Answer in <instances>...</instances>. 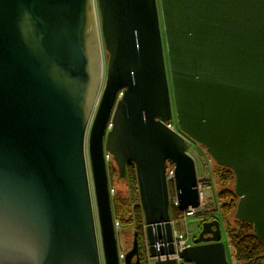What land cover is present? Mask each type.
<instances>
[{
  "label": "water",
  "instance_id": "95a60500",
  "mask_svg": "<svg viewBox=\"0 0 264 264\" xmlns=\"http://www.w3.org/2000/svg\"><path fill=\"white\" fill-rule=\"evenodd\" d=\"M157 3L96 0L106 54L87 153L103 264H139L136 230L119 258L106 155L119 177L134 166L153 264H228L217 218L169 257L165 170L178 208L197 207L184 138L203 147L232 171L233 215L264 245V0ZM89 7L0 0V264H99L83 136L103 65Z\"/></svg>",
  "mask_w": 264,
  "mask_h": 264
},
{
  "label": "rangeland",
  "instance_id": "374dc122",
  "mask_svg": "<svg viewBox=\"0 0 264 264\" xmlns=\"http://www.w3.org/2000/svg\"><path fill=\"white\" fill-rule=\"evenodd\" d=\"M89 2H90L89 10L93 12L94 31H95V36L97 39L98 51L100 54V62L103 65V72H102L103 75L101 76L98 82V86H97L98 91L96 90V92L94 93L91 99L89 112H88L89 115L87 117L88 118L87 127L85 129L84 136H83V154H84V160H85V166H86V176H87V185H88L91 214H92L94 232L96 236V247H97V251L99 255V264H103L100 235H99V225H98L96 205H95V199H94V193H93V185H92L91 174H90V167H89V162H88L87 134H88L89 125L94 115V111L96 109L99 96L101 94L102 87H103L104 63H105L106 52L103 48L101 35H100L99 18H98V13H97V8H96V0H89ZM156 3H157V0H156ZM159 27H160V33L163 35V26H162L161 19L159 21ZM168 82L170 85L169 80ZM187 151L188 152L190 151L189 153L194 159L197 179L198 180L204 179V181L209 182V185L203 188V191H204L203 205L206 208H209V211H208L207 216H202L200 214L192 215V216L187 217L185 221H177L174 223L173 227L177 230L184 232L188 238V243H190L192 242V239L196 236L197 232L199 231L201 222L203 221L204 217H209L208 219H210V217L217 218L220 224L219 225L220 234H221L220 241L224 244L226 260L228 264H237L236 260H234L233 258V249L229 243L230 240L227 236L226 229H225V226L227 225V222H228L227 220L229 219V225L233 227H234V220H232L230 214L225 215L224 219H222L220 215L221 206L224 203L228 202L229 199L222 200L220 198L218 199L217 197V193L225 186L223 185V181L220 178V176L223 173V170H221V168H219L215 164V162L205 152L204 148L201 147L199 144H197L195 141H191L189 147L187 148ZM106 164H107L109 187L113 189V191L111 192V199L114 195H116L120 197L121 199L125 200L128 195V188L126 185L125 178L123 179V177H120V178L118 177L117 166L115 165L113 160H111V156L108 158ZM225 184L226 186H230V182H227ZM168 193L170 195L173 194L172 186L169 188ZM129 210H130V205L127 206L125 210L121 211L118 216L123 218L124 220L128 219L129 214H130ZM143 230H144V225H143ZM132 233H133V225L129 223L122 224V226L117 224L115 226V236H116L117 246H118L119 251L124 253L131 247ZM146 252H147L146 256H147L148 264H153L154 259L148 256L147 245H146ZM180 264H182V262H180Z\"/></svg>",
  "mask_w": 264,
  "mask_h": 264
},
{
  "label": "trees",
  "instance_id": "16d2710c",
  "mask_svg": "<svg viewBox=\"0 0 264 264\" xmlns=\"http://www.w3.org/2000/svg\"><path fill=\"white\" fill-rule=\"evenodd\" d=\"M217 166L221 168V170H223L222 175L219 176L223 181V185H225L217 193V197L218 199L220 198L222 200L229 199L228 202L224 203L221 206L220 215L222 219H224L225 215L230 214L232 220H234V227L229 225L228 218L227 225L225 226L227 236L230 240L229 243L233 249V258L234 260H236L237 264H264V245L255 237L252 230V224L249 221H239L233 215L236 207L237 197L233 192L232 171L229 168H225L219 165ZM124 178L126 180V185L128 188V195L125 200L116 195L112 197V214L119 225L122 226V224L126 223L133 225V231H137L139 264H148L146 256L147 244L143 230V213L140 206L136 174L132 162L126 163L125 176L123 177V179ZM227 182H230V186H226L225 183ZM129 205V218L124 220L118 215ZM175 213V210H170V215H173ZM208 218L209 217H205L203 218V220H208Z\"/></svg>",
  "mask_w": 264,
  "mask_h": 264
},
{
  "label": "built area",
  "instance_id": "2783aa9c",
  "mask_svg": "<svg viewBox=\"0 0 264 264\" xmlns=\"http://www.w3.org/2000/svg\"><path fill=\"white\" fill-rule=\"evenodd\" d=\"M122 95V90H119L117 93V98H119ZM165 125L175 131L179 132L177 130V127L175 125V122L173 120H169L165 122ZM111 127V122H108L107 124V129ZM187 144V148L189 147L191 141L187 137L184 138ZM188 152V151H187ZM190 152V151H189ZM188 152V153H189ZM190 154V153H189ZM107 159L109 158L108 155H106ZM165 178H166V185H167V190L172 186L173 187V194L168 193V200H169V216H170V224H171V230H172V244L174 248V254L169 255V257H176L177 253L181 251L184 247L188 246V238L186 234L180 230H177L173 227L174 223L177 221H185L187 217L192 216V215H202V216H207L209 208H206L203 205V200H204V191L203 188L205 186H208V182L204 181V179H197V188H198V195H199V205L195 208L188 207L184 210H181L178 208V201L176 197V192H175V187H174V167L173 165H167L166 170H165ZM113 189H111V192ZM170 210L171 211H176L175 214L170 215ZM205 218V217H204ZM115 224L117 225L118 222L115 221ZM123 252L119 251V258H122ZM181 261H178V264H180ZM182 264H192L190 262H182Z\"/></svg>",
  "mask_w": 264,
  "mask_h": 264
},
{
  "label": "flooded vegetation",
  "instance_id": "af4514ba",
  "mask_svg": "<svg viewBox=\"0 0 264 264\" xmlns=\"http://www.w3.org/2000/svg\"><path fill=\"white\" fill-rule=\"evenodd\" d=\"M105 64V63H104ZM213 218V217H212ZM210 219H211V217H210ZM145 235V234H144ZM189 244H192V242H190Z\"/></svg>",
  "mask_w": 264,
  "mask_h": 264
},
{
  "label": "crops",
  "instance_id": "0c3cea01",
  "mask_svg": "<svg viewBox=\"0 0 264 264\" xmlns=\"http://www.w3.org/2000/svg\"><path fill=\"white\" fill-rule=\"evenodd\" d=\"M208 182V181H207ZM208 185H209V182H208Z\"/></svg>",
  "mask_w": 264,
  "mask_h": 264
}]
</instances>
